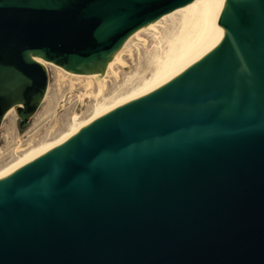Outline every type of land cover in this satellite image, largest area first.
<instances>
[{
	"label": "water",
	"instance_id": "95a60500",
	"mask_svg": "<svg viewBox=\"0 0 264 264\" xmlns=\"http://www.w3.org/2000/svg\"><path fill=\"white\" fill-rule=\"evenodd\" d=\"M192 0H0V118L45 69L101 70ZM202 47L152 93L0 177V264H264V0H209Z\"/></svg>",
	"mask_w": 264,
	"mask_h": 264
},
{
	"label": "bare ground",
	"instance_id": "6f19581e",
	"mask_svg": "<svg viewBox=\"0 0 264 264\" xmlns=\"http://www.w3.org/2000/svg\"><path fill=\"white\" fill-rule=\"evenodd\" d=\"M208 9L209 0H192L137 28L114 50L101 73H74L30 53V58L44 69L51 66L70 78H84L87 89L85 94L92 96L95 102L84 119L73 116L67 128L51 142L39 148L31 149L25 154H19L24 148L17 146L14 150L15 157L13 160L0 168V177L61 146L94 120L126 103L152 93L174 77L183 64L203 46L207 39L212 26V18ZM142 34H147L153 39L151 49L146 52V68L142 71L135 70L126 74L118 88L112 91V94L109 93L111 95L106 96L104 93L106 77L110 74L115 79L118 78L116 69L126 65L123 55L128 42L136 39L135 45L137 47L140 44L147 48L148 40L141 36ZM126 52L128 57H132L131 49H127ZM93 83L95 84V91L91 89ZM72 85L71 83L70 86L72 87Z\"/></svg>",
	"mask_w": 264,
	"mask_h": 264
},
{
	"label": "rangeland",
	"instance_id": "374dc122",
	"mask_svg": "<svg viewBox=\"0 0 264 264\" xmlns=\"http://www.w3.org/2000/svg\"><path fill=\"white\" fill-rule=\"evenodd\" d=\"M148 40L147 48L138 44L136 39H132L127 44V49L132 50V57L126 55L124 50V67H117L118 78L110 74L106 77L105 95H111L120 85L126 74L146 68L147 50L153 45V39L142 34ZM104 68V67H103ZM101 70L95 71L101 73ZM47 84L43 94L33 114L26 120L25 127L19 132L17 124L20 121L16 108L21 106L15 103L0 118V168L5 166L15 157V148H24L19 154H25L31 149L39 148L51 142L60 132L65 130L73 116L84 119L94 104L92 96L85 94V79H74L58 71L56 68L47 66L45 69ZM90 73V72H84ZM73 84L72 87L70 86ZM95 91V84L92 88ZM111 93V94H109Z\"/></svg>",
	"mask_w": 264,
	"mask_h": 264
}]
</instances>
